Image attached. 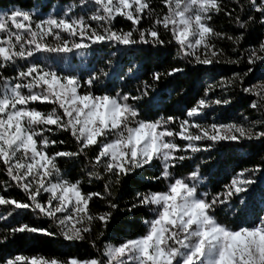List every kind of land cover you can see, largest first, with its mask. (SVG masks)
<instances>
[{"label": "snow or ice", "instance_id": "1", "mask_svg": "<svg viewBox=\"0 0 264 264\" xmlns=\"http://www.w3.org/2000/svg\"><path fill=\"white\" fill-rule=\"evenodd\" d=\"M221 15L229 30L213 26ZM137 54L158 63L141 72ZM90 56L99 66L82 71ZM221 64L242 68L210 77L181 116L156 114L161 81ZM233 93L246 110L222 122L217 110L232 105ZM245 148L259 159L212 190L204 170ZM129 181L138 187L121 208ZM94 184L99 190H84ZM140 210L142 234L109 237L116 213ZM0 221V264H264V0L0 10ZM17 234L92 252L12 251Z\"/></svg>", "mask_w": 264, "mask_h": 264}, {"label": "trees", "instance_id": "2", "mask_svg": "<svg viewBox=\"0 0 264 264\" xmlns=\"http://www.w3.org/2000/svg\"><path fill=\"white\" fill-rule=\"evenodd\" d=\"M74 2V0H0V10H5L11 6L23 7L26 9H37L41 14L47 13L52 8H62L65 5ZM213 26L217 30H229V25L225 21V18L221 16L214 17L212 21ZM117 27L127 28V24L122 20L116 21ZM249 39L254 40L255 34ZM225 49L228 45L225 43L222 45ZM247 46V41L245 42ZM175 49L169 48L164 57L160 58L163 67H167L172 63V54H174ZM131 58V57H130ZM137 65L141 66V72H144L145 68H153L158 61L154 57H146L144 54H137L134 61ZM97 57L90 56L87 60L81 64V70L87 71L88 69H94L98 67ZM127 67V65H125ZM241 67H237L230 64L216 65L214 68L212 66H204L202 71H189L186 69V75H179L176 79L167 78L170 83H165L161 81L160 85H157L160 89V97L162 100L157 105L158 111L157 115L162 113L174 114L176 116H181V109L184 108L189 101L194 102V98H198L202 94L203 87L210 82V77L219 78L220 75H230V70H241ZM12 74V73H9ZM256 76L259 77L260 73L257 72ZM145 78L141 76V79ZM255 82V81H253ZM134 83V82H133ZM246 105L240 102L238 95L233 93V103L231 106L226 108V111L222 114H236L238 111H245ZM216 154L214 153V156ZM258 155H253L248 149H233L221 153L216 160V163L209 171L205 169V175H210V187L214 191H218L220 186L227 182V179L231 177L234 170H238L241 167H248L253 160H258ZM63 167V165H62ZM72 175H76V169L72 170ZM147 174H145V177ZM140 184H146L147 181L144 178H138ZM155 184V182H151ZM99 185L94 184L91 188L85 186V191L88 190H99ZM138 185L131 181L126 182L124 189L121 190L120 195L122 197L120 204L121 208L125 206V202L130 199V192L132 189H136ZM157 188L161 185H156ZM10 195L20 197L22 193L13 189ZM257 201H259V195H257ZM102 207V202L99 200H94L92 202L93 210H99ZM23 217L22 222H34V217H30L20 213ZM146 216V212L143 210L136 211L135 214L118 212L111 225L109 226L108 234L110 238H114L119 241L124 238H133L142 234L144 231V225L142 223ZM20 219V217H17ZM232 217H229L231 220ZM4 227V222L0 221V229ZM95 234V233H93ZM18 239L15 240L9 247L12 251H22L25 253H32L39 251L45 254H78L80 256L88 255L92 252V249L87 245L83 244L79 247L75 244H69L65 242L64 244L46 241L45 238L39 236H29L28 234H17Z\"/></svg>", "mask_w": 264, "mask_h": 264}, {"label": "rangeland", "instance_id": "3", "mask_svg": "<svg viewBox=\"0 0 264 264\" xmlns=\"http://www.w3.org/2000/svg\"><path fill=\"white\" fill-rule=\"evenodd\" d=\"M228 106H226L227 108ZM224 112L223 109H218L216 115L218 116V118L222 121V122H227L228 118L231 119H239V115L241 113V111H238L236 114H232V116L228 115V114H222Z\"/></svg>", "mask_w": 264, "mask_h": 264}]
</instances>
